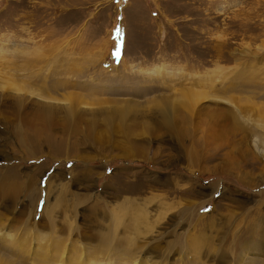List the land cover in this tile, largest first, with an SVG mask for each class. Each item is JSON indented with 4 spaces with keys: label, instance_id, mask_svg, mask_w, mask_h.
<instances>
[{
    "label": "rangeland",
    "instance_id": "obj_1",
    "mask_svg": "<svg viewBox=\"0 0 264 264\" xmlns=\"http://www.w3.org/2000/svg\"><path fill=\"white\" fill-rule=\"evenodd\" d=\"M0 264H264V0H0Z\"/></svg>",
    "mask_w": 264,
    "mask_h": 264
},
{
    "label": "water",
    "instance_id": "obj_2",
    "mask_svg": "<svg viewBox=\"0 0 264 264\" xmlns=\"http://www.w3.org/2000/svg\"><path fill=\"white\" fill-rule=\"evenodd\" d=\"M119 48H120V46H119ZM113 56H114L115 60H118L119 56H120V50H119V52H116V54H114Z\"/></svg>",
    "mask_w": 264,
    "mask_h": 264
}]
</instances>
